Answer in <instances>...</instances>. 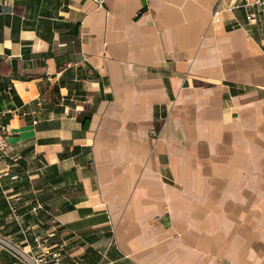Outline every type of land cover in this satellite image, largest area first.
Returning a JSON list of instances; mask_svg holds the SVG:
<instances>
[{
	"label": "crops",
	"instance_id": "1",
	"mask_svg": "<svg viewBox=\"0 0 264 264\" xmlns=\"http://www.w3.org/2000/svg\"><path fill=\"white\" fill-rule=\"evenodd\" d=\"M1 138L16 247L53 216L62 262L264 264V4L0 0Z\"/></svg>",
	"mask_w": 264,
	"mask_h": 264
},
{
	"label": "built area",
	"instance_id": "2",
	"mask_svg": "<svg viewBox=\"0 0 264 264\" xmlns=\"http://www.w3.org/2000/svg\"><path fill=\"white\" fill-rule=\"evenodd\" d=\"M257 3L264 4V0H257ZM234 7H240L237 3ZM218 10H216L217 12ZM252 16H248V19H251ZM8 144L6 141L0 139V150L9 155L7 149ZM14 160L20 159L18 155H12ZM10 209L14 215L15 221L22 227L23 224L20 220L19 209L17 204H10ZM35 211L45 210L48 214L52 215L50 211L44 208L42 202H37L35 206ZM53 227L47 232L44 233H35L30 231V229H24V243L23 248L14 246L9 240H6L4 237L0 236V246L8 250L11 248V252L15 254V259L12 264H78L77 262L68 263V261H63L66 257L64 253V244L55 240L59 225L55 223V219L52 216ZM105 257V255H104ZM95 264H103V259Z\"/></svg>",
	"mask_w": 264,
	"mask_h": 264
},
{
	"label": "trees",
	"instance_id": "3",
	"mask_svg": "<svg viewBox=\"0 0 264 264\" xmlns=\"http://www.w3.org/2000/svg\"><path fill=\"white\" fill-rule=\"evenodd\" d=\"M74 37L77 38V34H75Z\"/></svg>",
	"mask_w": 264,
	"mask_h": 264
}]
</instances>
